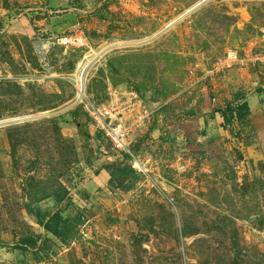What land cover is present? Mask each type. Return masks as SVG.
<instances>
[{
  "label": "rangeland",
  "instance_id": "obj_1",
  "mask_svg": "<svg viewBox=\"0 0 264 264\" xmlns=\"http://www.w3.org/2000/svg\"><path fill=\"white\" fill-rule=\"evenodd\" d=\"M202 1L0 0V122L22 118L0 125V264H264V69L199 81L228 51L264 54V0ZM74 33L87 44L57 43ZM86 66L91 101L116 88L138 95L132 114L154 111L134 133L148 173L131 191L96 174L123 156L78 98ZM228 104L251 113L225 123ZM30 176L59 178L87 218L50 257L12 246L42 232Z\"/></svg>",
  "mask_w": 264,
  "mask_h": 264
},
{
  "label": "trees",
  "instance_id": "obj_2",
  "mask_svg": "<svg viewBox=\"0 0 264 264\" xmlns=\"http://www.w3.org/2000/svg\"><path fill=\"white\" fill-rule=\"evenodd\" d=\"M256 67H260L259 64L251 66V68ZM221 113L225 123H233L235 120L241 122L247 119L251 108L249 104H228L226 108H221ZM76 124L81 127V123L78 121ZM109 143L111 144L110 141ZM96 149L106 150L100 141L96 144ZM119 154L123 156L122 159H107L96 170V174L105 171L108 174L107 182L110 186L128 192L136 187L143 173L132 167L129 163L128 153ZM28 185L26 189L27 201L24 208L34 216L36 223L42 228V232L24 234L17 242L11 244L21 253L39 252L43 256L50 257L57 253L54 247L55 239L64 245H69L72 241L77 240L82 234L81 226L87 218L82 211L69 212L73 208L70 191L59 178L51 181L30 176ZM51 198L56 202L55 207L44 208L42 202Z\"/></svg>",
  "mask_w": 264,
  "mask_h": 264
},
{
  "label": "built area",
  "instance_id": "obj_3",
  "mask_svg": "<svg viewBox=\"0 0 264 264\" xmlns=\"http://www.w3.org/2000/svg\"><path fill=\"white\" fill-rule=\"evenodd\" d=\"M57 43L66 47H81L87 44L86 38L78 33L63 35L57 38ZM251 61L252 66L259 64L264 69V54H255V57L247 58L240 55L237 51L231 50L227 54L217 58L206 72L203 71V77L199 81H206L212 78L215 73L224 72L233 68L234 66L244 64L246 61ZM84 70L82 72V79H80V88L78 98L85 97V107L92 118L97 131L101 132L103 136L109 140L113 149L118 153H128L129 163L133 168L141 173L147 174L144 170L138 156L132 149L134 133L140 124L152 117L153 109H144L139 114H132L135 110V105L141 104L140 99H136L138 95L135 92L133 96H122L121 92L116 88H110V98L104 103H97L91 101L84 95ZM84 100V99H83ZM81 233L84 235V230L81 227Z\"/></svg>",
  "mask_w": 264,
  "mask_h": 264
},
{
  "label": "water",
  "instance_id": "obj_4",
  "mask_svg": "<svg viewBox=\"0 0 264 264\" xmlns=\"http://www.w3.org/2000/svg\"><path fill=\"white\" fill-rule=\"evenodd\" d=\"M204 1L206 0H203L202 2L198 3V5L202 4ZM197 6V5H196ZM195 6V7H196ZM194 8V7H193ZM86 68L87 66L84 68V73L86 71ZM16 120H22V118H18V119H12V120H6V121H3V122H0V125H3V124H6V123H10V122H15Z\"/></svg>",
  "mask_w": 264,
  "mask_h": 264
},
{
  "label": "bare ground",
  "instance_id": "obj_5",
  "mask_svg": "<svg viewBox=\"0 0 264 264\" xmlns=\"http://www.w3.org/2000/svg\"><path fill=\"white\" fill-rule=\"evenodd\" d=\"M81 77H82V74H80V79H81Z\"/></svg>",
  "mask_w": 264,
  "mask_h": 264
},
{
  "label": "crops",
  "instance_id": "obj_6",
  "mask_svg": "<svg viewBox=\"0 0 264 264\" xmlns=\"http://www.w3.org/2000/svg\"><path fill=\"white\" fill-rule=\"evenodd\" d=\"M117 158V157H116ZM120 159V158H119ZM103 173H101V175H102Z\"/></svg>",
  "mask_w": 264,
  "mask_h": 264
}]
</instances>
